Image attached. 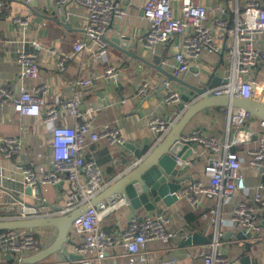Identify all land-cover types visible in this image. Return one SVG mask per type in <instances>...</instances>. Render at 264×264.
Here are the masks:
<instances>
[{
	"label": "crops",
	"instance_id": "1",
	"mask_svg": "<svg viewBox=\"0 0 264 264\" xmlns=\"http://www.w3.org/2000/svg\"><path fill=\"white\" fill-rule=\"evenodd\" d=\"M115 1L126 10V15L123 19L112 22L106 38L111 40L113 36L120 34L122 37L134 40L135 43L132 44L134 48L128 51L135 53L136 57L126 55L109 43L100 46L95 42H89L83 33V28L87 24L88 10L82 3L72 0H37V6L34 7L29 4V0H0V89L13 87L18 92L21 85L26 91L46 86V92L42 90L38 92L45 101L44 109H46L73 99L78 81L93 79L95 85L82 90L79 95L81 110L92 108L93 116L83 114L81 121L89 119L94 132L101 131L103 123L109 122L120 129L126 142L135 146L146 142L155 145L170 133L171 128L167 133L156 137L148 127V119L158 115L166 120L170 118V121H178L182 116L179 102L167 103L165 99L173 90L180 94L189 92L188 88L183 90L185 86L177 80L166 81L164 88V83H159V77L153 69L154 62L159 60L163 69L172 72V67L176 63L174 58L176 41H173L172 45L157 44L153 48H148L144 43V36L150 28V22L143 16L146 0ZM201 1L205 5L225 3L223 0ZM234 1L227 0V4ZM238 1L242 5V1ZM175 12L176 15L180 14V4L177 5ZM16 19L24 22L25 26L16 22ZM13 38L20 44L18 49L36 55L40 66L36 80L27 79L21 85L16 84L21 74V67L16 62V46L9 42ZM76 41L87 42L86 48L80 53L73 51ZM63 57H66L65 66L60 70L58 60ZM230 65L228 58L206 53L199 60L193 61L191 72L181 78L188 85H207L212 75L214 80L217 78L223 80L229 73ZM109 66L119 68L120 79L117 83L120 84L119 86L113 87V82L103 77L104 70ZM195 71L199 73L198 76L194 75ZM255 75L251 73L245 78L253 79ZM145 81L149 83V90L146 96L141 98L137 95V89ZM260 121V118L252 116L241 130L228 128V111L211 107L193 117L185 128L183 136L191 135L196 131L202 137L214 138L221 144L236 139L237 143L232 147L243 159L242 173L246 183L256 186L261 182L264 185V177H260L249 163L250 151L258 147L259 138L263 133ZM57 123L73 125L74 120L67 114H61ZM0 135L15 136L21 143L20 156L8 159L0 154V218H10L23 210L22 203L28 206L41 205V201L34 197L32 190L30 189L29 192L24 185L25 174L22 167L33 164L39 168L41 164L48 168L52 154V126L46 124L42 118L19 116L11 104H0ZM83 151L85 158L93 160L104 172L106 186L117 181L125 169L136 163L122 146L110 147L103 139L97 143L88 142ZM210 156L208 149L196 146V150L189 157L190 160L181 166L179 178L183 179L182 185L187 186L194 180L206 183L203 165ZM114 159H117L116 164H113ZM68 184L67 181L53 185L49 193L44 196L47 207L54 209L64 207ZM261 193L264 197V188ZM242 200L251 199L239 194L233 199V203ZM201 203L203 204L200 207L193 210L188 198L181 196L172 206L159 204L155 211L140 209L136 212L156 214L164 211L170 218L169 228L176 233L171 243L160 241L151 244V250L158 256L153 264H162V261L185 264L189 260L190 253L209 248L210 243L207 242L185 243L190 235L196 233L203 239L212 241L216 227L206 220L204 213L216 207L217 200L201 197ZM222 209L223 217H228L230 207L222 206ZM132 214L129 205L120 206L104 218L103 229L110 233L123 231ZM219 231L220 247L224 254L237 258L240 264H264V235L244 236L238 229L230 228L224 223L220 224ZM30 232L39 240L42 250L52 244L58 229L50 226L34 228ZM67 246L68 249H72L71 242ZM123 253V246L113 247L108 251L106 260L128 264ZM31 255L27 254L26 257ZM75 256L67 258L61 253H55L38 264H78L79 259ZM243 258L247 260L242 261ZM15 263L13 255L0 251V264ZM195 263L203 264V259L198 257Z\"/></svg>",
	"mask_w": 264,
	"mask_h": 264
},
{
	"label": "built area",
	"instance_id": "2",
	"mask_svg": "<svg viewBox=\"0 0 264 264\" xmlns=\"http://www.w3.org/2000/svg\"><path fill=\"white\" fill-rule=\"evenodd\" d=\"M87 7V24L83 33L89 42L100 46L107 44L103 37L112 22L121 20L126 10L116 4L115 0H72ZM231 1V0H230ZM234 1V0H233ZM236 1V4H235ZM234 3L205 5L201 0H146L143 8L144 18L150 22V28L144 36L145 45L153 48L157 44L169 45L175 43V64L172 75L179 78L191 72V63L201 58L203 54L219 55L230 62L227 81L210 89L217 96L237 95L244 99L256 96L264 99V0H238ZM180 4V14L176 15L177 5ZM20 25L24 22L15 20ZM26 24V23H25ZM9 42L16 46V62L21 67V74L16 84L27 79L36 80L40 66L33 52L18 49V41ZM87 46V42L76 41L73 47L75 53H80ZM66 57L60 58L58 67L64 69ZM255 73L253 79L246 75ZM119 68L109 66L104 70L103 77L117 84L120 77ZM198 76V72H194ZM93 79H82L76 83V93L71 100L44 109L45 101L38 95L47 87H36L26 91L21 85L17 92L11 87L0 89V104L12 105L15 113L24 118H42L52 126L51 159L48 168L45 165H26L24 171V185L32 190L36 199L41 201L40 206H28L22 203L23 210L13 217H49L64 215L68 211L79 207L91 196L99 194L106 188L104 172L95 162L83 155L88 142L97 143L102 139L110 147L124 146L126 143L120 129L109 122H104L102 130L94 132L89 119L81 121L83 114L93 116V109L81 110L80 92L93 87ZM149 83L145 81L137 89V95L144 98L148 93ZM180 94L173 90L169 92L165 101L178 102ZM228 111V128L241 130L247 120L253 115L241 108H231ZM69 115L74 120L73 125L58 124L59 115ZM150 131L156 137L168 132L174 121L166 120L158 115L147 121ZM263 130L257 148L250 151V165L260 177H264V121H260ZM184 142L196 143L208 149L211 156L203 165L206 183L194 180L184 186L178 196L188 198L191 208L200 207L201 197L217 200L216 207L204 213L207 221L215 225L216 229L209 248L190 253L185 264H196L198 257L203 264H240L237 258L227 256L221 251L219 226L224 223L230 228L238 229L244 236L264 235V197L261 190L263 183L256 186L246 183L242 173L243 159L233 150L234 143L221 144L216 139H207L198 132L183 136ZM196 147L193 148V152ZM0 154L5 158L18 157L21 153V143L15 136L0 135ZM193 154V153H192ZM114 159L113 164H116ZM190 159H188L189 161ZM187 162V160L185 161ZM185 162L182 163L185 164ZM1 176V174H0ZM68 181L66 201L64 207L54 209L47 207L44 197L53 185H60ZM239 194L250 201L242 200L234 204L233 199ZM127 205L125 200H115L106 203L100 208L92 207L82 216L72 222L68 240L72 249L67 250L81 256L78 264H121L117 261L106 260L108 251L117 246L124 247V256L128 264L145 262L153 264L158 258L151 244L155 242L171 243L176 233L169 228L170 218L164 211L156 214L133 213L129 217L128 225L119 233H110L103 229L104 218ZM222 206H229L228 217H223ZM10 217V218H13ZM41 250V243L31 234L30 230L13 229L0 231V251L13 255L17 264H22L27 254ZM15 263V264H16ZM162 264H176L172 261H162Z\"/></svg>",
	"mask_w": 264,
	"mask_h": 264
},
{
	"label": "water",
	"instance_id": "3",
	"mask_svg": "<svg viewBox=\"0 0 264 264\" xmlns=\"http://www.w3.org/2000/svg\"><path fill=\"white\" fill-rule=\"evenodd\" d=\"M36 1L29 0V4L36 7ZM103 39L119 48L126 55L136 57L135 53L128 51V49L134 48V45H132L135 43L134 40L122 37L120 34L113 36L111 40H108L106 36ZM153 69L156 72V76L159 77V83H164V88L167 82L173 80L182 83L185 86L183 90L188 88L189 92L186 94L178 93L180 94L178 100L179 109L182 112L180 119L174 122L170 133L155 145H150L146 142L135 146L126 142L123 149L130 153L136 163L125 169L117 181L106 186L99 194L91 196L79 207L68 211L67 214L49 217L0 218V231L13 229L32 230L50 226L58 229V234L50 246L24 258L22 264H38L55 253H61L67 258L75 256V254L67 250L68 235L73 225L72 222L92 207L100 208L102 205L114 202L119 198L125 200L133 213L140 209L148 212L155 211L159 204H165L166 206L175 204L179 199L178 193L184 188V185H182L183 179L179 178L181 165L189 159L193 153V148L197 146L196 143L184 142L182 140L183 133L193 117L201 113V111L211 107H219L225 110L241 108L248 110L253 116L264 121V100L262 101L254 96L247 99L229 94L217 96L210 91L211 88L219 84L227 83L225 79L217 78L214 80L212 75L207 85H188L182 78L174 76L163 69L159 60L154 62ZM112 85L114 87L120 84L113 83ZM205 242L210 243L208 239H203L202 236L196 233L190 235L185 243L196 244ZM75 257L81 258L79 255ZM247 258H243L242 261H246Z\"/></svg>",
	"mask_w": 264,
	"mask_h": 264
}]
</instances>
